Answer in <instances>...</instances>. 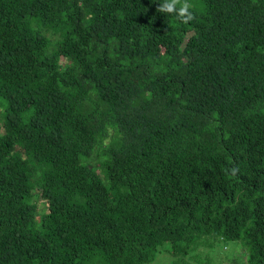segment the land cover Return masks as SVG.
<instances>
[{"label": "trees", "instance_id": "1", "mask_svg": "<svg viewBox=\"0 0 264 264\" xmlns=\"http://www.w3.org/2000/svg\"><path fill=\"white\" fill-rule=\"evenodd\" d=\"M162 2L0 0V264H264V0Z\"/></svg>", "mask_w": 264, "mask_h": 264}, {"label": "rangeland", "instance_id": "2", "mask_svg": "<svg viewBox=\"0 0 264 264\" xmlns=\"http://www.w3.org/2000/svg\"><path fill=\"white\" fill-rule=\"evenodd\" d=\"M60 53L62 55H66L68 54V49L66 48V46L60 44ZM21 143V142H20ZM27 153L30 152V150H25ZM107 162V158L102 156L98 158V164L101 168V170L103 172L106 171V167L105 164ZM38 173H36V175H34V177L30 178V184L31 186L35 187V178H37ZM47 208V204L45 203L44 200H42L39 196H38V209L40 212L45 211ZM218 250L215 251L212 255V263L214 264H246V256L247 253L242 249L241 244L238 243L235 244V242H217L215 243V245L213 246V249ZM209 248L207 247H202L198 250V252H202L201 258H199L200 261H205L206 258H204V256L206 257V253H209L208 250ZM246 254V256H245ZM210 255V253L208 254ZM211 256V255H210ZM209 257V256H208ZM214 258V259H213ZM159 263H171L173 261V257L170 256V254L165 251V254L163 252L158 254V259H156L155 264Z\"/></svg>", "mask_w": 264, "mask_h": 264}, {"label": "clouds", "instance_id": "3", "mask_svg": "<svg viewBox=\"0 0 264 264\" xmlns=\"http://www.w3.org/2000/svg\"><path fill=\"white\" fill-rule=\"evenodd\" d=\"M190 8L191 5L187 0L179 7H177V0H163L162 3H159L158 10L162 13L175 14L181 23L188 24L194 19V14Z\"/></svg>", "mask_w": 264, "mask_h": 264}]
</instances>
